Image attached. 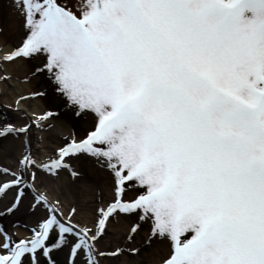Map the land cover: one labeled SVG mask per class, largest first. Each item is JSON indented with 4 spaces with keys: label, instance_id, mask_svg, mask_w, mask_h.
I'll list each match as a JSON object with an SVG mask.
<instances>
[{
    "label": "snow or ice",
    "instance_id": "1",
    "mask_svg": "<svg viewBox=\"0 0 264 264\" xmlns=\"http://www.w3.org/2000/svg\"><path fill=\"white\" fill-rule=\"evenodd\" d=\"M16 61L59 103L0 122V264H264V0H0ZM56 114L83 130L38 158Z\"/></svg>",
    "mask_w": 264,
    "mask_h": 264
},
{
    "label": "bare ground",
    "instance_id": "2",
    "mask_svg": "<svg viewBox=\"0 0 264 264\" xmlns=\"http://www.w3.org/2000/svg\"><path fill=\"white\" fill-rule=\"evenodd\" d=\"M0 69V122L10 121L16 123L17 126H19L21 123L27 122L28 118L32 117L33 113L46 111V107H44L41 97H35V99L26 97V93L32 92L31 88L33 86L21 79L26 75L24 61H16L13 64H3L0 65ZM4 72L10 73V76L6 79L3 78ZM21 97L24 98L21 99ZM49 120L50 118H47L44 121V125ZM54 125L56 129L65 128V130L67 129L68 132H71V127H69L67 124L64 126L57 121ZM67 127H69V129ZM40 128L41 127L33 126L30 132V144L34 154H36L38 158H42L43 156L50 154L48 150L51 147L50 141L45 139L47 135L45 134L46 132H43L42 130L41 133H36L37 131L41 130ZM36 134L38 135L35 136ZM6 135L10 136L11 133ZM19 148V138L16 137L14 140L10 139L3 146V148L0 149V163L6 165L12 164L11 159L19 152ZM9 160L11 162H8ZM47 183L51 194L59 195L64 201L71 199V194L67 190V185L70 184L71 181L64 177L63 174L59 180L47 181ZM3 223L8 227L9 231H16L14 227L9 225L7 220H4ZM124 229L125 225L122 222H116L115 224L111 225V231L113 234L121 233ZM107 243H109L108 240ZM123 259V257L119 258V260L106 259L102 260L101 264H110V262L112 264H116L115 262L121 261ZM150 260L151 258L148 259V261Z\"/></svg>",
    "mask_w": 264,
    "mask_h": 264
},
{
    "label": "rangeland",
    "instance_id": "3",
    "mask_svg": "<svg viewBox=\"0 0 264 264\" xmlns=\"http://www.w3.org/2000/svg\"><path fill=\"white\" fill-rule=\"evenodd\" d=\"M24 65H25V67H26V74H27V72H28V69H29V67H30V64H29V62H26V61H24ZM1 70V69H0ZM6 79V78H5ZM21 79H23L24 81H26L28 84H30V85H32L33 87L31 88V90H32V92L33 91H40L41 89H46L47 88V83H46V80H47V77L46 76H44V77H41L40 75H36V76H33V77H31L29 80H25L24 79V76L21 78ZM14 80H16V79H14ZM22 80V81H23ZM2 82V81H1ZM20 82H21V80H20ZM22 83V82H21ZM35 97H41V100H42V102H43V104H44V107H46V110H48L49 108H55V107H57V104L59 103V102H57V104H54L53 103V101L51 100V98H50V96H48V95H44V96H35ZM35 97H30L31 99L33 98V99H35ZM18 101V100H17ZM63 105H59V111L60 112H63ZM40 111V110H39ZM60 122L62 125H69L65 120H64V118H63V116L62 115H58V114H56V115H52L51 117H50V120L45 124V126L44 127H41L40 129L41 130H39V131H34V132H36V133H38V132H40L41 133V131L43 130V132H46L45 134H47L46 135V138L45 139H47V141L49 140L50 141V148H49V153H51V151H52V149L54 148V146H56L59 142H60V140L64 137V136H67L69 133H70V131L68 132L67 131V129L65 130V128L64 129H56L55 128V123L56 122ZM69 127H71V132L72 131H75L77 134H79L82 130H83V127H84V125H83V123H81V124H79L78 126H71V125H69ZM69 127H67L68 129H69ZM38 134H36L35 136H37ZM11 136V137H10ZM10 136H8V135H6V136H4V137H0V149L1 148H3V146L10 140V139H12V140H14L15 138H16V136L14 135V134H11ZM15 137V138H14ZM40 144V143H39ZM5 156V155H4ZM11 161H12V159H11ZM10 160L8 161V162H11ZM6 162V161H5ZM116 222H114L113 224H115ZM112 224V225H113ZM124 231V230H123ZM107 238H105V240H103V241H101V246L103 247L106 243H107ZM149 258H151V260L153 259L152 257H144V264H151V260L150 261H148V259ZM133 259H135V258H133ZM110 262V261H109ZM150 262V263H149ZM116 264H119V261L118 262H115ZM110 264H112L111 262H110Z\"/></svg>",
    "mask_w": 264,
    "mask_h": 264
}]
</instances>
